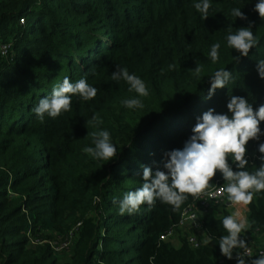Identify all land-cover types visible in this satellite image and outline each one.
<instances>
[{"label": "trees", "instance_id": "16d2710c", "mask_svg": "<svg viewBox=\"0 0 264 264\" xmlns=\"http://www.w3.org/2000/svg\"><path fill=\"white\" fill-rule=\"evenodd\" d=\"M198 2L0 0V45L9 46L6 56L0 53V264H233L221 263L219 248L227 235L222 220L234 210L230 201L200 215L199 230L178 227L199 200L191 196L178 210L157 200L121 215L113 204L142 187V165L166 171L165 153L184 147L208 109L231 117L232 95L254 110L264 104L257 71L264 60V20L254 10L259 0H209L204 20ZM233 8L247 19L235 18ZM249 26L258 44L243 57L226 37ZM214 43L220 44L215 63ZM117 66L141 78L149 94L112 80ZM221 68L233 79L209 99L210 77ZM65 77L73 83L85 78L98 89L96 97L73 95L70 111L41 121L34 107ZM132 98L143 108L123 104ZM93 115L102 122L87 123ZM260 128L259 140L246 146L250 172L261 164L264 121ZM101 130L109 131L118 150L110 161L83 151L94 146L90 134ZM229 164L237 170L231 157ZM223 182L217 172L208 191ZM247 210L245 241L264 250V191L254 194ZM171 230L174 236L162 240ZM192 233L198 247L189 243ZM68 239L69 247L56 250Z\"/></svg>", "mask_w": 264, "mask_h": 264}, {"label": "clouds", "instance_id": "9594fccd", "mask_svg": "<svg viewBox=\"0 0 264 264\" xmlns=\"http://www.w3.org/2000/svg\"><path fill=\"white\" fill-rule=\"evenodd\" d=\"M194 7L201 13L203 20L209 16L211 7L209 0H201L195 3ZM254 10L264 20V0H259ZM231 14L235 18L247 19L240 8H233ZM226 39L228 46L243 57L248 56L249 51L258 44L251 26L240 27L234 34L229 30ZM219 48V43L211 46L210 58L213 63L219 59ZM233 58L239 60V57ZM257 71L260 78L264 79V60L257 61ZM194 72L199 78L201 68L197 65ZM111 78L114 81H126L130 85L129 91L135 90L139 96L149 94L144 81L130 74L127 68L117 66ZM232 79L230 71L224 68L216 70L210 77L211 87L207 98L210 99L217 89L225 88ZM97 92L98 89L90 86L85 78L73 83L65 77L61 84L52 89L51 96L39 100L33 111L41 121L44 120L45 114L55 119L62 112L71 110L73 95L88 101L95 98ZM123 104L130 109L144 106L142 101L136 98L126 99ZM227 109L231 117L228 114L215 113L212 108L204 112L197 118L192 129L193 134L185 142L184 147L165 153L167 159L163 168L166 171L157 169L153 172L152 168L142 165V187L127 192L122 200L117 201L113 198V204H118L121 215L125 212L136 213L144 204L152 207L157 200L178 210L190 196L196 199L211 196L208 189L219 172L226 181L220 192L227 194V200L236 209L222 220L227 235L220 237V252L231 260L235 250L237 264H264V252L253 258L248 243L241 238V233L249 227L247 220L241 215V208L253 201L255 193L264 191V143H260L258 147L261 154L258 157L261 161L260 166L251 172L246 167L249 164L246 159V146L251 140L258 141L262 135L260 122L264 121V104L254 110L247 99L232 95L227 103ZM101 122L95 115L91 121H87L96 124ZM90 135L94 146L85 147L83 149L85 153L104 161L117 157L118 150L111 142L109 131L101 130ZM229 157L237 170L234 171L229 164ZM210 242L211 238L205 241Z\"/></svg>", "mask_w": 264, "mask_h": 264}, {"label": "built area", "instance_id": "2783aa9c", "mask_svg": "<svg viewBox=\"0 0 264 264\" xmlns=\"http://www.w3.org/2000/svg\"><path fill=\"white\" fill-rule=\"evenodd\" d=\"M9 51V46L6 44H2L0 45V53L1 55H7ZM226 185V181H224L223 183L215 186L214 188L209 190V193H211V196H205V197H201L197 203L191 205L189 208H187L183 214H182V219L178 224V227H180L181 229L188 226V224L192 225L196 230L200 229V222H199V217L200 215H204V213L208 212L214 205L216 204H223L226 202L227 200V194L226 193H221L220 192V188L224 187ZM175 234V230H171L169 233L163 235L161 237L162 240H166L169 239L171 237H173ZM241 238L242 239H246L245 234L242 232L241 233ZM189 239V243L191 244L192 247H198L199 243H198V238L196 236V234L192 233L189 234L188 236ZM71 244V241L68 239L67 241H65L64 243H62V245L60 246L61 249H65L67 247H69ZM249 248L252 250V254H254V252L260 254L261 252H264L263 249H254L253 247L249 246ZM59 249V250H61ZM227 259L225 256H223L221 263H224ZM231 262L233 264H237V260H236V253L235 250L233 252V259H231Z\"/></svg>", "mask_w": 264, "mask_h": 264}, {"label": "rangeland", "instance_id": "374dc122", "mask_svg": "<svg viewBox=\"0 0 264 264\" xmlns=\"http://www.w3.org/2000/svg\"><path fill=\"white\" fill-rule=\"evenodd\" d=\"M227 202H229L228 200H226ZM232 206V205H231ZM233 207V206H232ZM215 209H216V207H214V211H215ZM233 212L236 210L234 207H233ZM248 210H247V206L246 207H243V208H241V215L246 219V220H248ZM202 239L205 241L206 239L204 238V237H202ZM175 243H177V241L175 240ZM59 249H61L60 248V246H58L57 248H56V250H58V251H60Z\"/></svg>", "mask_w": 264, "mask_h": 264}, {"label": "crops", "instance_id": "0c3cea01", "mask_svg": "<svg viewBox=\"0 0 264 264\" xmlns=\"http://www.w3.org/2000/svg\"><path fill=\"white\" fill-rule=\"evenodd\" d=\"M202 237H204V238H205V236H202Z\"/></svg>", "mask_w": 264, "mask_h": 264}]
</instances>
